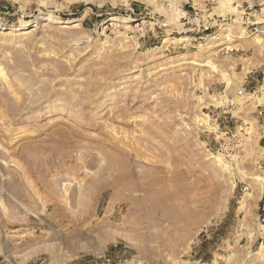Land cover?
Here are the masks:
<instances>
[{
  "label": "rangeland",
  "instance_id": "obj_1",
  "mask_svg": "<svg viewBox=\"0 0 264 264\" xmlns=\"http://www.w3.org/2000/svg\"><path fill=\"white\" fill-rule=\"evenodd\" d=\"M263 19L0 0V264H264Z\"/></svg>",
  "mask_w": 264,
  "mask_h": 264
},
{
  "label": "bare ground",
  "instance_id": "obj_2",
  "mask_svg": "<svg viewBox=\"0 0 264 264\" xmlns=\"http://www.w3.org/2000/svg\"><path fill=\"white\" fill-rule=\"evenodd\" d=\"M113 18H115V17H113ZM12 29L13 30H20L21 28L20 27H18V26H16V27H12ZM39 79V78H38ZM42 84V83H41ZM263 100L260 98V102H262ZM219 103H221L220 101H219ZM64 130V129H63ZM66 130V129H65ZM67 131V130H66ZM81 146V145H80ZM115 150V149H114ZM117 151V150H116ZM121 152H118V153H114V151L112 152V154L110 155V161L114 164V165H116V166H120L121 164H122V162H123V156H122V154H120ZM216 157H217V159H218V161H219V163H224V160H223V157L221 156V155H216ZM226 168H227V165H224ZM134 169V168H133ZM134 172L135 173H139L138 171H136L135 169H134ZM90 173V172H89ZM119 175H121V174H119ZM152 177H153V179H152ZM155 182H157L156 181V176L155 175H153V176H151V179H150V181H148V182H141V183H138V184H136V185H134V186H131V188H129L130 190L131 189H133V190H136V191H143L144 193H145V196L147 195L148 196V198H150V196H154L155 197V193L154 192H151V190L153 189V186H154V184H155ZM132 191V190H131ZM134 192V191H133ZM151 199V198H150Z\"/></svg>",
  "mask_w": 264,
  "mask_h": 264
},
{
  "label": "built area",
  "instance_id": "obj_3",
  "mask_svg": "<svg viewBox=\"0 0 264 264\" xmlns=\"http://www.w3.org/2000/svg\"><path fill=\"white\" fill-rule=\"evenodd\" d=\"M251 30H253V33H264V23H260V21L251 22ZM249 93L254 98L264 99V78L263 83L259 87L250 90ZM258 108L260 113L264 112V102L263 104H260Z\"/></svg>",
  "mask_w": 264,
  "mask_h": 264
}]
</instances>
